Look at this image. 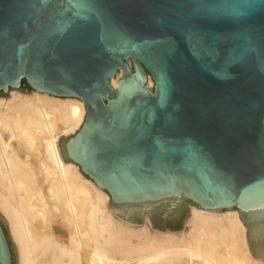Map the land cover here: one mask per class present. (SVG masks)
I'll return each mask as SVG.
<instances>
[{
  "label": "water",
  "instance_id": "1",
  "mask_svg": "<svg viewBox=\"0 0 264 264\" xmlns=\"http://www.w3.org/2000/svg\"><path fill=\"white\" fill-rule=\"evenodd\" d=\"M10 90L84 102L59 150L120 219L237 210L264 259V0H0ZM0 264H18L1 216Z\"/></svg>",
  "mask_w": 264,
  "mask_h": 264
},
{
  "label": "bare ground",
  "instance_id": "2",
  "mask_svg": "<svg viewBox=\"0 0 264 264\" xmlns=\"http://www.w3.org/2000/svg\"><path fill=\"white\" fill-rule=\"evenodd\" d=\"M121 77L111 80L114 88ZM84 117L77 98L33 90L0 98V216L18 264H264L251 254L237 210L188 205L190 217L176 232L152 228L145 212L141 225L117 217L109 195L59 150Z\"/></svg>",
  "mask_w": 264,
  "mask_h": 264
},
{
  "label": "rangeland",
  "instance_id": "3",
  "mask_svg": "<svg viewBox=\"0 0 264 264\" xmlns=\"http://www.w3.org/2000/svg\"><path fill=\"white\" fill-rule=\"evenodd\" d=\"M188 205H189V204H187V208H188ZM165 230H169V229H168V228H165ZM165 230H164V231H165ZM169 231H171V230H169ZM173 232H176V231H173Z\"/></svg>",
  "mask_w": 264,
  "mask_h": 264
}]
</instances>
